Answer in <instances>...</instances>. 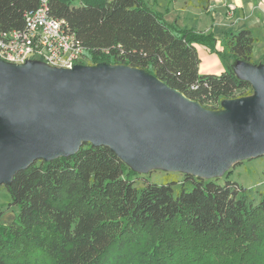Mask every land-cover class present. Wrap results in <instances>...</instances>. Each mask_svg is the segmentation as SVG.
I'll use <instances>...</instances> for the list:
<instances>
[{
  "label": "trees",
  "instance_id": "trees-1",
  "mask_svg": "<svg viewBox=\"0 0 264 264\" xmlns=\"http://www.w3.org/2000/svg\"><path fill=\"white\" fill-rule=\"evenodd\" d=\"M197 1L205 10L208 0ZM41 4L0 0V31L22 29L24 14ZM44 4L80 41L91 65L145 70L213 111L223 100L253 95L251 84L232 70L198 73L197 45L253 64L256 38L247 28L217 39L212 31L168 22L143 0ZM135 175L109 147L88 142L72 155L19 170L4 185L18 211L9 224L0 223V264H176L182 245L184 263H192L201 258L189 250L197 248L198 257L210 243L215 249L230 243L236 264H264V192L251 204L236 181L184 172L180 180L166 175L138 189Z\"/></svg>",
  "mask_w": 264,
  "mask_h": 264
},
{
  "label": "water",
  "instance_id": "water-1",
  "mask_svg": "<svg viewBox=\"0 0 264 264\" xmlns=\"http://www.w3.org/2000/svg\"><path fill=\"white\" fill-rule=\"evenodd\" d=\"M253 95L202 107L145 70L0 60V186L37 160L109 147L134 171L152 165L214 177L264 155V66L239 61Z\"/></svg>",
  "mask_w": 264,
  "mask_h": 264
},
{
  "label": "rangeland",
  "instance_id": "rangeland-1",
  "mask_svg": "<svg viewBox=\"0 0 264 264\" xmlns=\"http://www.w3.org/2000/svg\"><path fill=\"white\" fill-rule=\"evenodd\" d=\"M150 8L163 14L164 18H172L174 13L177 15L180 27H196L202 26L204 21V11L197 0H143ZM202 10H198V9ZM184 9V10H183ZM200 11V12H199ZM175 16V15H174ZM261 40L256 41L253 47V64L256 67H262L264 60V50L261 45ZM196 50L199 57L198 73H216L218 74L224 70H232L236 77L242 79L243 75L239 70V61L230 58H222L215 53H209L202 46L197 45ZM85 63H88L87 61ZM136 175L133 177L134 185L138 189H141L145 182L162 183L164 177L169 175L171 178L180 180L183 177V171H174L166 169L160 165H152L143 170L136 171ZM212 180L218 183H223L225 180L236 181L242 187L245 188L247 193L248 202L256 204L260 198V194L264 192V156L255 158H244L237 161H231L223 169L218 176L211 177ZM175 189L178 185L174 186ZM10 195L4 185L0 186V223L9 224L15 217L18 209L14 205H10ZM195 245V244H194ZM194 249V250H192ZM189 250L188 254H193L198 259L192 263H184L183 259L186 253L183 245L177 250L174 255L176 264H236L239 255L231 254V244H218L217 248H214V244H204L199 250L201 256L196 257L194 253L198 250L193 246ZM195 251V252H193ZM206 255V259L204 256Z\"/></svg>",
  "mask_w": 264,
  "mask_h": 264
},
{
  "label": "built area",
  "instance_id": "built-area-1",
  "mask_svg": "<svg viewBox=\"0 0 264 264\" xmlns=\"http://www.w3.org/2000/svg\"><path fill=\"white\" fill-rule=\"evenodd\" d=\"M0 60L12 64L35 60L66 69L90 64L85 48L75 35L66 31L62 21L47 14L44 0L24 14L22 29L0 31Z\"/></svg>",
  "mask_w": 264,
  "mask_h": 264
},
{
  "label": "crops",
  "instance_id": "crops-1",
  "mask_svg": "<svg viewBox=\"0 0 264 264\" xmlns=\"http://www.w3.org/2000/svg\"><path fill=\"white\" fill-rule=\"evenodd\" d=\"M202 14L205 16L202 26L193 28L212 31L217 39L222 37L224 31L247 28L252 32L256 41L262 39L261 45L264 50V0H208ZM174 15H171L172 18L169 19L165 16V19L179 25L180 21L175 13ZM217 48L220 49L219 43Z\"/></svg>",
  "mask_w": 264,
  "mask_h": 264
}]
</instances>
